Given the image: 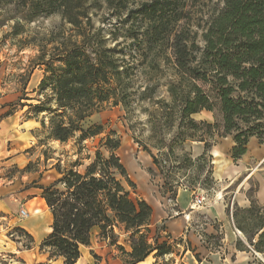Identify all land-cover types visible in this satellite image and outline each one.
Segmentation results:
<instances>
[{
    "label": "trees",
    "instance_id": "trees-1",
    "mask_svg": "<svg viewBox=\"0 0 264 264\" xmlns=\"http://www.w3.org/2000/svg\"><path fill=\"white\" fill-rule=\"evenodd\" d=\"M99 1L0 0L1 9L14 8L12 19L32 22L41 16L60 14L76 30L71 37L51 40L52 50L38 56L47 75L39 85L40 103L29 105L38 113L51 114L49 139L62 144L76 139L78 153L85 140L103 132L100 125L86 127L88 118L108 105H127L129 68L121 64L118 46H109L91 23L89 9ZM102 1L125 8L131 0ZM185 1L147 0L141 4V14L149 23L145 36L152 43L159 37L162 42L167 39L166 46L174 57L177 78L169 85L170 102L161 104L170 108L171 124L179 120L185 129L177 136L180 143L206 142L196 135L200 123L192 116L203 110L213 112L215 122L203 123L205 133L232 136L231 153L237 161L247 153L252 137L264 142L260 122L264 120V0H222L223 6L202 33L203 47L189 29L178 26L184 17L178 6H184ZM19 20L14 34L20 33ZM205 145L207 152L208 142ZM120 147L119 136L111 131L101 140L94 157H88L91 162L83 173L74 169L82 165L80 158L66 168L59 160L53 166L57 179L50 185L37 186L52 214L51 231L40 245L50 260L75 264L83 248L91 246L95 230L102 240L118 247L123 264H138L152 254L161 258L174 252L168 239L160 242L158 230L152 234V206L144 199L133 198L124 185L126 181L134 186L117 154ZM101 148L109 154L104 155ZM168 154H174L173 147ZM152 156L161 168L159 158ZM249 200L248 207L236 205L233 211L227 210L234 228L246 239L237 238L236 248L264 256V204L252 195ZM116 230L127 236L128 248L119 243Z\"/></svg>",
    "mask_w": 264,
    "mask_h": 264
},
{
    "label": "rangeland",
    "instance_id": "rangeland-1",
    "mask_svg": "<svg viewBox=\"0 0 264 264\" xmlns=\"http://www.w3.org/2000/svg\"><path fill=\"white\" fill-rule=\"evenodd\" d=\"M144 1L147 0H131L123 8L115 4L109 6L100 0L92 3L89 9L95 30L101 31L109 46H118L117 56L123 67L129 68L130 77L126 81L129 85L127 105H108L88 118L84 123L86 127L100 125L103 132L85 140L79 153L76 139L63 144L49 139L51 114L38 113L29 105L40 103L39 85L47 75L46 66L39 64L38 56L42 51L52 50L54 43L51 40L71 37L76 30L60 14H53L32 22L17 18L20 33L14 34V8H0V116L8 123L0 138V195L3 198L18 197L19 191L49 181L55 173L50 168L59 160L66 168L80 158L82 165L74 169L83 173L101 140L113 131L121 140L117 154L134 184L132 187L124 181V185L133 198H149L155 210L153 235L158 230L165 236L166 222L171 219L178 220L175 227L186 234L171 241L176 254L157 258L154 264L180 263L179 254L188 245V257L205 264L206 261L223 264L225 259L227 262L237 260L234 253L236 240L239 237L246 239L234 228L227 210L233 211L236 205L250 206L249 195L264 204V142L252 137L247 153L234 160L232 136L205 133L207 127L203 123L213 124L215 114L203 110L192 117L200 123L196 135L208 142L207 152L204 141L180 143L177 136L185 129L179 120L175 125L171 124L170 108L161 104L170 102L169 85L177 78L174 57L166 46L167 39L162 42L159 37L152 43L150 37L145 36L149 23L141 14ZM222 6V0H186L184 6H178L184 16L178 26L189 29L203 47L202 33L209 19ZM260 122L264 126V120ZM170 147L174 154H168ZM100 150L104 155L109 154L105 148ZM203 154L204 157L199 158ZM152 155L159 158L161 168L154 163ZM201 197L204 201L198 205L197 199ZM28 198H36L34 205H27L26 200L18 201L17 207L3 209L0 214V225L12 229V237L20 239L25 246L31 245L32 238L18 226L25 219L21 211L28 209L33 215L39 210L41 215L44 210L38 193L30 194ZM44 220L45 229H48L49 218ZM126 238L120 233L119 243L128 248ZM191 242L197 252L192 250ZM121 255L117 246H111L108 240L99 237L97 230L91 246L83 248V257H90L95 263L103 256L118 257L122 261ZM44 259L42 257L40 264ZM53 262L62 264L61 259ZM247 264H264V256L252 254Z\"/></svg>",
    "mask_w": 264,
    "mask_h": 264
},
{
    "label": "crops",
    "instance_id": "crops-1",
    "mask_svg": "<svg viewBox=\"0 0 264 264\" xmlns=\"http://www.w3.org/2000/svg\"><path fill=\"white\" fill-rule=\"evenodd\" d=\"M8 126V123L6 119L2 116H0V138L3 135L4 129ZM50 170H54L53 176L50 178L49 181L45 183H36L34 186L28 187L27 189L23 191H19L20 193L18 194V197L14 198H3L2 195H0V214L3 209H8V208H15L17 207V202L18 201H23L26 200L27 205H34V200L36 198H28L30 194L33 193H38V195L41 197V201L44 205V210L43 214L40 215L39 210H36L35 214L31 215V212L27 209L29 212V216L25 217L24 220H22V224L18 225L21 227L26 233H28L31 238H32V243L30 246H25L23 242L18 239V238H13V234L11 231L12 229H4L2 225H0V264H40L42 263V257H45L43 264H54V260L49 259V253L45 252L40 249L41 242L43 239L50 233L51 231V224H52V214L50 212L49 207L47 206L44 198L42 197V189L37 187L38 185H50L53 183L57 177H58V172L57 170L52 166ZM1 176V174H0ZM55 176V177H54ZM2 187V185H1ZM0 187V189H2ZM30 188H33L32 190ZM2 191V190H0ZM5 192L7 191L6 188L4 190ZM1 193V192H0ZM26 197V198H24ZM139 199H144L146 200L150 205V200L149 198H139ZM152 206V205H151ZM29 207V206H27ZM153 207V206H152ZM154 209V208H153ZM154 215H155V210H153V218H152V224L150 225V228L153 225L154 221ZM1 217V216H0ZM49 218L50 221V226L48 229H45V220L44 218ZM175 218V217H174ZM178 220L176 219H171L170 221L166 222L167 229L165 233V236H162L161 239L167 240L171 243L173 239L178 238L184 234V231L181 229H178L175 227L178 225ZM152 229V228H151ZM168 232V234H166ZM240 235L241 232L237 231ZM152 234H153V229H152ZM167 235H170L167 237ZM172 235V236H171ZM189 241H192L191 238H189ZM185 243V242H184ZM192 243V242H191ZM176 245H179L178 243ZM188 245V244H187ZM189 246V245H188ZM182 248L179 257L182 258L181 262L176 261V263H170V264H205L203 261H198L197 259L193 257H188V253H190V248L189 247ZM192 250H195V245L192 243L191 244ZM85 248V247H84ZM186 249V251H185ZM42 251V252H41ZM197 252V249L195 250ZM48 256H47V254ZM235 257L237 260H230V262H227L228 259H225V262L223 264H247L249 263L250 257L252 256L251 252L247 251H242L238 250L235 245ZM176 254V249L174 247V252L166 256H173ZM234 255V254H233ZM48 257V259H47ZM156 257L154 255H150L147 259H145L142 262H139L138 264H154L156 261ZM168 260V258H166ZM207 264H211L210 262H207ZM75 264H122V261L118 257H102V259L98 262H94L90 257H83V250H82V256L79 258V260ZM212 264H217V263H212ZM222 264V263H221Z\"/></svg>",
    "mask_w": 264,
    "mask_h": 264
},
{
    "label": "built area",
    "instance_id": "built-area-1",
    "mask_svg": "<svg viewBox=\"0 0 264 264\" xmlns=\"http://www.w3.org/2000/svg\"><path fill=\"white\" fill-rule=\"evenodd\" d=\"M203 201H204V198H198L197 199V204L198 205H200L201 203H203ZM21 215L23 216V217H27V216H29V212L27 211V210H25V209H23L22 211H21Z\"/></svg>",
    "mask_w": 264,
    "mask_h": 264
}]
</instances>
